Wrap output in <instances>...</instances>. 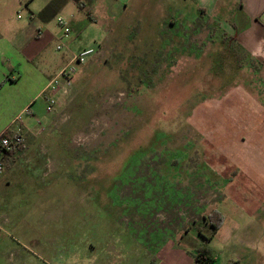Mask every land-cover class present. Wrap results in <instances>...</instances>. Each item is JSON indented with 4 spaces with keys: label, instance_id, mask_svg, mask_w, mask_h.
<instances>
[{
    "label": "rangeland",
    "instance_id": "rangeland-1",
    "mask_svg": "<svg viewBox=\"0 0 264 264\" xmlns=\"http://www.w3.org/2000/svg\"><path fill=\"white\" fill-rule=\"evenodd\" d=\"M33 6L50 14L33 61L66 62L86 46L95 54L59 86L51 112L38 107L14 159H1L0 264H88L106 235L137 238L150 251L170 235L207 234L205 217L222 193L217 173L235 160L231 118L263 114L264 67L251 57L238 67L231 37L188 0ZM238 96L250 102L233 106ZM229 210L220 209L226 226H246L243 207ZM126 224V234L99 230ZM139 252L129 264H145ZM220 258L226 262V252Z\"/></svg>",
    "mask_w": 264,
    "mask_h": 264
},
{
    "label": "crops",
    "instance_id": "crops-1",
    "mask_svg": "<svg viewBox=\"0 0 264 264\" xmlns=\"http://www.w3.org/2000/svg\"><path fill=\"white\" fill-rule=\"evenodd\" d=\"M114 1L118 3L123 0ZM188 1L193 2L196 9L213 17L227 36L234 39L245 57L253 58L264 67V0ZM33 2L0 0V136L22 134L24 128L40 119L37 112L41 104L45 113L49 97L53 96L57 105L62 94L60 88L56 91L46 90L48 84L78 51L91 47L69 51L66 62L62 59L61 63L50 61L39 65L33 61L41 54L37 43L40 37L36 32L41 31L42 26L39 25L50 19V14H45V9L41 10L40 7L36 6V9ZM240 100L247 104L250 102L248 97L238 96L233 98L232 105L238 106ZM222 112L219 111V116L225 120L228 116ZM231 119L235 160L223 163L221 173H217L215 181L218 187H222V193L215 210L222 216L220 209L223 206L234 213L236 207H243L246 226L235 223L226 226L223 218L209 240L203 239L198 232L197 238L192 241L187 236L188 230L180 238L170 235L161 241L157 239L150 251H145V245H138L137 238L130 243L125 238H119L118 243V237L106 235L102 244L96 246L98 250H92L88 255V264H112L115 257H118L120 264H129V255L133 257L139 250L135 258L137 261L142 258L145 264H194L192 255L203 246L212 252L214 264H264V109L263 114L242 110ZM99 230L105 234L120 230L121 234L123 231L126 234L129 227L126 224ZM130 230L133 231L132 228ZM212 242H216V246H211ZM242 249L248 253L247 258L242 256ZM143 251L144 254H141ZM225 252L227 260L222 262L220 255Z\"/></svg>",
    "mask_w": 264,
    "mask_h": 264
},
{
    "label": "built area",
    "instance_id": "built-area-1",
    "mask_svg": "<svg viewBox=\"0 0 264 264\" xmlns=\"http://www.w3.org/2000/svg\"><path fill=\"white\" fill-rule=\"evenodd\" d=\"M57 24L63 30L65 36L70 32V26L66 20L61 17L56 19ZM36 35L40 36L41 31L38 30ZM61 47L57 46L56 50H60ZM95 54V49L92 47L84 48L78 51L69 63L61 69L57 76L50 81L46 90L56 91L60 86V81L65 84L70 83L71 77L76 73L77 68L86 63V61ZM56 104V100L53 96L47 99L46 112H51ZM24 142V138L19 133H13L0 138V149L4 152H10L17 147L21 146ZM0 170H2L1 158H0Z\"/></svg>",
    "mask_w": 264,
    "mask_h": 264
},
{
    "label": "trees",
    "instance_id": "trees-1",
    "mask_svg": "<svg viewBox=\"0 0 264 264\" xmlns=\"http://www.w3.org/2000/svg\"><path fill=\"white\" fill-rule=\"evenodd\" d=\"M77 7L79 9H82V5L79 4L77 2ZM201 13L204 12L203 10H198ZM88 18H90L89 14H87ZM232 42H234V47L236 50L235 53V60L237 61L238 67H243L244 63V52L241 50V48L238 46V44L234 41L233 38L230 39ZM7 134H3L0 136L4 137ZM22 149V146L17 147L16 149L10 151V152H4L3 150L0 149V158L7 160V161H12L14 159V156L19 153ZM136 155L130 159V161H136L137 159H135ZM175 164V161H173ZM205 170V169H204ZM209 172V171H208ZM209 178V177H207ZM221 220H222V216L220 215V213L217 210H214L211 214H209L208 216L205 217V225L208 226V233L207 235H203L199 229V233L201 234V237L205 240H209L213 234L216 232V230L219 228L220 224H221ZM193 257V262L194 264H214L215 260L213 258L212 252L210 251V249L206 248V247H200L198 248L195 253L192 255Z\"/></svg>",
    "mask_w": 264,
    "mask_h": 264
}]
</instances>
